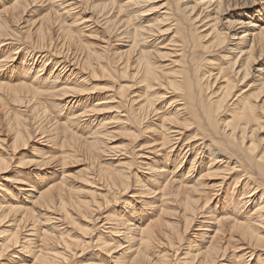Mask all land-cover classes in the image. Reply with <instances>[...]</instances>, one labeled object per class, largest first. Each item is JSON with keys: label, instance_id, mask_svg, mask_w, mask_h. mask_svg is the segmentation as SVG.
<instances>
[{"label": "bare ground", "instance_id": "obj_1", "mask_svg": "<svg viewBox=\"0 0 264 264\" xmlns=\"http://www.w3.org/2000/svg\"><path fill=\"white\" fill-rule=\"evenodd\" d=\"M255 1L0 5V264H264Z\"/></svg>", "mask_w": 264, "mask_h": 264}, {"label": "rangeland", "instance_id": "obj_2", "mask_svg": "<svg viewBox=\"0 0 264 264\" xmlns=\"http://www.w3.org/2000/svg\"><path fill=\"white\" fill-rule=\"evenodd\" d=\"M6 0H0V5L2 4V3H4ZM260 2H262V4H264L263 3V1H258V0H256L255 1V6L251 9V10H248L247 11V16H249V17H246V18H250V19H252V20H255L256 21V16L258 15V13H256L254 10H256V9H260ZM44 6H43V4H40V3H37V5H35V6H33L32 8L34 9V13H32L31 15H34L35 13H37L39 10H41L42 8H43ZM81 7H77V8H75L74 9V11H76V10H78V9H80ZM264 10H260V12H259V16L261 17H263V14H264V12H263ZM81 12V15H84V16H88L89 15V13H87V12H82V11H77V14L78 13H80ZM152 12V11H151ZM142 14H144V17H141L142 19H147V18H152L156 13L155 12H152V13H150V12H146V13H142ZM141 19V20H142ZM92 27V29L91 30H93V29H96V27H97V25H91ZM89 32V31H88ZM88 32H85V34H83V39H85L86 41H91V42H93V43H95V42H98V43H100V41H102L103 40V38H105V36L103 35V33L102 32H100L99 30H95V32H93L94 34H91V35H88L89 37H87L86 35V33H88ZM103 37V38H102ZM111 41H113V40H111ZM120 42H122V41H120ZM118 42L116 41V42H112V44H117ZM101 44H103V43H101ZM229 46H230V44H229ZM111 48V47H110ZM213 57H215V56H213ZM169 61L168 60H166L165 61V63H168ZM42 72H44L43 73V76L44 75H46V70H43ZM92 83L91 85H93V83H95L96 81H91V80H89V81H87V82H85V84H87V83ZM109 92H111V91H109ZM95 93H99V96H105V93L104 92H100V91H94L93 93H91V95L90 96H95ZM109 103H112V102H109ZM111 110H112V108H111ZM106 115L108 114V113H105ZM111 115H113V112H111V114H109L107 117L108 118H110V116ZM264 132V131H263ZM263 132H261L260 133V135L259 136H261L262 134H263ZM114 137H118V135H115ZM122 142V139H120V138H117L114 142L115 143H121ZM77 169V167H76V165L75 166H71L69 169H68V171H70V172H74L75 170ZM2 184H3V187L4 188H6V189H10V185L7 183H5V182H2V181H0ZM71 185H73L74 187H81L80 186V184L79 183H71ZM12 191V190H11ZM13 194H15V192L13 191L12 192ZM13 197L14 198H20L21 196L19 195V196H15V195H13ZM17 198V199H18ZM193 231H195V230H191V233L193 232Z\"/></svg>", "mask_w": 264, "mask_h": 264}]
</instances>
